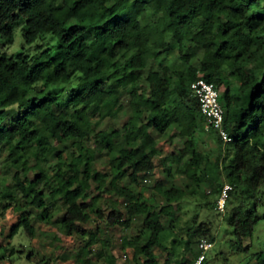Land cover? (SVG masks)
<instances>
[{
    "label": "trees",
    "instance_id": "trees-1",
    "mask_svg": "<svg viewBox=\"0 0 264 264\" xmlns=\"http://www.w3.org/2000/svg\"><path fill=\"white\" fill-rule=\"evenodd\" d=\"M20 26L26 44L47 36L54 44L38 43L33 56L25 48L9 55L4 49ZM198 78L215 85L224 108L229 141L208 130L218 146L213 161L199 140L206 119L192 90ZM53 87H63L62 94ZM123 112L121 127L94 129L92 115L102 120ZM92 137L108 154L107 172L94 167L96 150L86 143ZM159 138L171 151L163 152ZM66 140L74 150L66 159L58 152L55 169L46 168L43 163ZM3 149L15 172L13 188L0 191V210L12 206L22 213L11 236L20 228L34 236L24 208L44 211L49 187L59 229L84 243L79 264H96L99 222L129 229L137 217L140 231L122 246L132 248L138 264H189L201 239L216 240L215 220H200L199 211L172 240L178 251L171 248L160 263L155 248L166 249L173 238L176 210L200 199L201 208L232 227L235 248L248 251L244 239L252 236L264 205V0H0ZM155 158L165 174L154 190L160 202L139 191L154 174ZM225 183L232 188L220 211ZM92 213L95 227L89 225ZM97 257L115 264L102 250ZM256 258L264 264V251Z\"/></svg>",
    "mask_w": 264,
    "mask_h": 264
},
{
    "label": "rangeland",
    "instance_id": "rangeland-1",
    "mask_svg": "<svg viewBox=\"0 0 264 264\" xmlns=\"http://www.w3.org/2000/svg\"><path fill=\"white\" fill-rule=\"evenodd\" d=\"M88 39L91 41L92 37L89 35ZM42 45L44 48L46 45H53L54 40L50 36H47L44 40L34 42L28 45L24 41L22 35V26L17 27L14 32L13 43L4 49L9 55H15L25 48L26 53L33 56L40 49L37 44ZM176 48V47H175ZM177 51V48L175 49ZM175 51V52H176ZM198 53L195 54L191 60L193 63L197 62ZM176 61V60H175ZM167 63H174V59L169 58ZM52 92L60 95L63 92V87H53ZM126 96H124V99ZM126 102V100H124ZM60 108H64V105L59 104ZM58 107V108H59ZM71 111V109H68ZM12 113L10 114V116ZM94 129L98 130H109L119 128L122 126L126 119V114L120 113L116 118H105L100 120L97 115H92ZM199 135V134H198ZM197 135V138H198ZM200 142L202 148L210 153L211 160L213 161L218 154V146L214 139V134L211 131H203L200 134ZM159 145L162 147L164 153L171 151L170 145L165 141V138H159ZM86 143L96 150V161L95 169L103 172L108 171L107 159L108 154L103 144L92 138L86 140ZM74 150L72 142L70 140L64 141L57 147V150L50 154L47 160L43 163L48 169H55L58 161L57 153L61 151L62 159H66L68 152ZM8 152L7 150L0 151V191L2 189H12V175L15 169L11 167L7 162ZM32 164L33 161L31 160ZM156 169L154 174L146 177L139 184V191H142L147 197L154 194L156 202L163 201V198L154 192L158 179L165 177L163 168L159 163V159L155 158ZM30 177L33 176L30 174ZM166 179V178H165ZM125 183V180H123ZM168 185V184H167ZM203 189L208 190V186L202 185ZM50 188L44 187V193L47 198L46 208L43 210H37L35 208H24L27 212L31 224L35 229L33 237L28 235L27 230L20 228L19 231L11 234L13 226L21 219V212H17L12 206L6 209L0 210V264H41L42 259H48V264H79L81 257L77 253L78 248L83 246V241L64 235L59 229V223L57 217L59 212L56 210L55 202L48 197ZM108 195L103 194L102 199H106ZM91 199V198H89ZM218 200V199H217ZM195 203H187L181 209H177L175 215L177 219L173 221V238L167 242V248H155V253L160 263H163L167 258V251L171 248L178 251L180 248L177 243H173V239L179 238L183 232L182 228L185 227L194 215V213H200V220L212 218L216 222V240L214 245L207 255V264H257L256 254L264 251V205L260 206L258 212L261 216L260 220L256 224L253 234L250 237L244 239V245L249 246L248 251H238L234 244V234L232 227L229 226L225 221L221 220V216L217 215L214 211L207 212L206 209L200 207L203 200H198ZM102 207L106 208L104 200H100ZM50 216V220H43L39 218V215ZM93 222L89 225L95 227L97 220L95 214H91ZM166 224L170 222V218H163ZM141 217L135 218L132 226L129 229L121 228L120 226H111L100 223L101 233L98 236V242L93 246L92 258L96 264H107L103 257H97L98 252L102 250L104 256H114L115 264H138L139 260L133 259L132 248L123 247L125 239H131L140 231ZM88 226V225H87ZM100 241L105 243V246L101 245ZM13 251H10V250ZM138 261V263H137Z\"/></svg>",
    "mask_w": 264,
    "mask_h": 264
},
{
    "label": "built area",
    "instance_id": "built-area-1",
    "mask_svg": "<svg viewBox=\"0 0 264 264\" xmlns=\"http://www.w3.org/2000/svg\"><path fill=\"white\" fill-rule=\"evenodd\" d=\"M192 90L193 94L198 99L201 113L206 119V130L214 129L224 142L229 141L227 131L223 126L224 108L219 101V94L215 85L203 78H198L192 83ZM231 188L229 183L224 184L221 195L217 200V208L220 211L224 210L225 200ZM213 245V241L201 239L198 242L199 253L189 264H203Z\"/></svg>",
    "mask_w": 264,
    "mask_h": 264
}]
</instances>
